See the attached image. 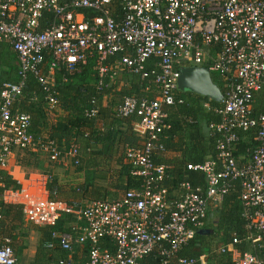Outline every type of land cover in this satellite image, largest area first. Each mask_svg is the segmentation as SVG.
I'll list each match as a JSON object with an SVG mask.
<instances>
[{"label": "built area", "instance_id": "built-area-1", "mask_svg": "<svg viewBox=\"0 0 264 264\" xmlns=\"http://www.w3.org/2000/svg\"><path fill=\"white\" fill-rule=\"evenodd\" d=\"M3 41L17 54L20 80L6 81L0 89L1 169L9 168L18 150L81 164L77 142L66 149L36 137L31 114L16 107L30 75L46 90L50 107L59 101L56 74L78 73L90 60L99 90L128 74L139 76L145 92L155 97L124 94L114 107L118 118H137L133 131L139 144L128 145L125 154L131 174L141 179L139 187L119 198L70 206L0 183V224L3 204H13L21 206L28 222L51 227L46 246L59 245L66 253L57 264H139L153 253L163 257L162 264H192L179 252L239 186L248 231L220 252L232 253L235 264H264V110H256L264 96V0H0ZM191 65L222 78L224 100L213 107L220 120L209 125L216 156L187 165L203 173L204 187L185 178L171 190L170 165L158 159L169 154L161 142L172 128L170 109L186 102L179 93L180 69ZM99 111L95 106L87 116L95 118ZM244 141L249 144L239 150ZM66 212L83 224L69 232L56 230ZM244 242L249 250H240ZM83 244L90 245L89 255L78 263L74 254ZM0 264H17L12 238L3 233ZM201 264H207L206 255Z\"/></svg>", "mask_w": 264, "mask_h": 264}, {"label": "trees", "instance_id": "trees-1", "mask_svg": "<svg viewBox=\"0 0 264 264\" xmlns=\"http://www.w3.org/2000/svg\"><path fill=\"white\" fill-rule=\"evenodd\" d=\"M94 64V60H90L80 72L73 75L67 74L66 77L64 72L56 74L55 88L59 101L55 107H50L47 103V92L34 75L29 76L24 93L16 104L17 108L31 114V132L36 137L55 140L66 149L70 148L72 143L79 144L82 141L85 146L92 148L91 152L96 157L102 155L107 160L110 157V147L117 145L116 164L109 168V174L103 169L102 172L99 169L87 171L86 181L77 185H63L59 177L52 173L53 170L50 167L52 163L42 165L37 156L34 158L35 163L27 164L31 170L40 168L46 172L47 181L43 192L50 199L66 202L70 206H75L84 200L119 198L128 189L139 187L141 184V179L131 174V166L125 154L128 145L139 144V139L133 131V124L137 118L115 119L114 107L124 94L150 98H154L155 94L145 92L146 83L139 76L128 74L125 75L127 78L122 85L118 81H113L110 87L99 90ZM212 75L215 82L224 90L221 76L217 73ZM19 80L17 54L9 42H0V89L6 81L18 82ZM179 93L185 97L186 102L170 109L171 115L168 121L172 123V128L166 131L168 137L161 143L170 152H181L182 157L174 158L169 155L164 161L158 159L170 165L171 178L167 184L171 190L177 188L179 182L185 178L194 185L203 187L206 185L203 173L188 170L187 165L201 163L216 156V136L209 125L220 120V116L213 111V107L220 106L221 103L192 91H179ZM206 103H209L211 108L206 107ZM95 106L100 108L99 115L90 118L87 116V111ZM256 110H264L263 95H260L257 100ZM101 117L102 120H100ZM86 132H89V136L85 135ZM248 144L244 141L239 150H244ZM20 151L31 150H19L17 156ZM89 161L85 163L82 158L81 164L76 166L77 169L81 170L85 165H89ZM0 183L10 189H20L23 186V183L16 179L8 168H0ZM240 196L239 186L230 190L222 204L209 212L204 228L212 229V232L202 234L198 230L195 238L179 252V255L189 258L192 264H201V258L204 255H206L207 264H235L232 253H221L220 247L228 244L235 236L244 237L247 234V221L242 214L243 206ZM3 211L4 219L0 224V233L11 237L15 227L13 222H22L23 212L21 206L13 204H3ZM212 214L216 216L214 226L209 223ZM73 220H76V217L72 213H63L55 229L63 232L72 231L73 228L71 229L67 223ZM46 229L47 233L40 240L37 253L30 264H57V261L66 255L59 245L53 249L46 246L52 228ZM238 246L240 250L251 248L250 244L245 242ZM24 247L15 248L18 260ZM89 250V244L79 245L74 254L76 260L84 262L88 258ZM162 261L163 257L159 253H153L143 258L139 264H162Z\"/></svg>", "mask_w": 264, "mask_h": 264}, {"label": "crops", "instance_id": "crops-1", "mask_svg": "<svg viewBox=\"0 0 264 264\" xmlns=\"http://www.w3.org/2000/svg\"><path fill=\"white\" fill-rule=\"evenodd\" d=\"M115 117V119H119L118 117ZM103 119V118H102ZM80 145V144H79ZM92 148H88L87 146L84 145V143L82 145H80V151H81V161L82 158L84 159V162L86 163L88 160L89 161V165H85L81 170H78L77 167L73 164L72 160H63L62 161H57V162H51L52 164L50 165V167L53 170V174L57 175L59 177V181L66 186H70V185H77L78 183H82L86 181V172L89 171H93V170H97L99 169L100 172H102V169L104 171H106V173L109 172V168L114 167L116 162H115V158H116V153H117V145H113L110 147L109 149V159L107 160V158L103 157L102 155L96 157L95 154H93V152H91ZM19 151V150H18ZM15 152V154L12 157L11 163L13 165H16V163H14V161L16 160V156H17V152ZM34 151V150H31ZM39 151V150H37ZM43 152V151H41ZM43 154V153H42ZM45 154V153H44ZM169 155H171L174 158H181L182 157V153L179 151H169V154L160 158L164 161V159L166 157H168ZM45 156L42 155V157H40L41 159H39V163L40 164H48L50 163L49 159H45ZM31 159V158H30ZM29 159V160H30ZM36 160L35 159H31L30 161H28V163H35ZM27 163V164H28ZM18 166H12L10 164L9 166V171L10 173L18 180H20L23 183L22 187H27L30 191L34 192V193H42L45 194L43 192V187L45 182L47 181V176H46V172L44 171V169H40V171H36V170H31L29 169V167L27 168L28 172L27 173L24 169L23 170H15ZM109 174V173H108ZM107 183H105L106 185ZM1 190V188H0ZM46 195V194H45ZM48 196V195H47ZM84 201H89V200H84ZM74 214V213H72ZM74 217H76V220H73L70 223H67V225L70 226V228L74 229L75 227L83 224V221L79 220L78 217L74 214ZM13 225H15L14 227V232H13V236H11L12 238V243H13V247L14 249L17 247H22L25 246L23 248V252L21 254V256H19V260L17 259V264H30V262L33 260V258L35 257L36 253H37V249H38V245L40 243V240L42 239V237L47 233V227L46 226H42V225H35L32 224L30 222H28L24 215H23V220L22 222H13ZM21 226H24V230L21 231H16V229L21 228ZM25 226H29L30 229H27V231L25 230L26 227ZM29 233L30 232V239L28 238L29 236H25L22 235L23 233ZM21 233V235H20ZM78 263L83 262L82 260H77Z\"/></svg>", "mask_w": 264, "mask_h": 264}, {"label": "water", "instance_id": "water-1", "mask_svg": "<svg viewBox=\"0 0 264 264\" xmlns=\"http://www.w3.org/2000/svg\"><path fill=\"white\" fill-rule=\"evenodd\" d=\"M178 87L181 91H192L221 103L224 100V92L213 79L209 68L203 66H184L180 69ZM212 229L202 228L200 233H211Z\"/></svg>", "mask_w": 264, "mask_h": 264}, {"label": "rangeland", "instance_id": "rangeland-1", "mask_svg": "<svg viewBox=\"0 0 264 264\" xmlns=\"http://www.w3.org/2000/svg\"><path fill=\"white\" fill-rule=\"evenodd\" d=\"M212 74H216L215 72H212ZM127 78V76H125V75H122V76H120V77H118L117 79H115V80H113L114 82L115 81H118L119 82V84L120 85H122L123 84V81L125 80ZM113 81H111L110 83H109V86L108 87H110L111 85H112V83H114ZM120 99V98H119ZM100 120H102V117L100 118ZM82 141L81 142H79V144L80 145H82ZM43 153V154H42ZM45 153V154H44ZM42 155L43 156H45L44 158L45 159H49V161L50 162H54V161H51V159H50V155H49V153L48 152H41V151H37V150H34V151H20L19 153H18V156H16V160L14 161V163H16V165H13L12 163H10L12 166H18L15 170H23L24 171V169H25V171L28 173V167H27V163H28V161H30L31 159H34V158H36V156H37V158H39V159H41L40 157H42ZM31 158V159H30ZM30 159V160H29ZM36 171H40V168H36L35 169ZM111 199V198H110ZM215 209V208H214ZM213 209V210H214ZM74 215V214H73ZM215 222H216V216H214L213 214L211 215V217H210V219H209V223L212 225V226H214V224H215ZM11 225V224H10ZM26 227V231H27V229H30V227L29 226H25ZM15 230V229H14ZM24 230V226H21V228H18V229H16V231H23ZM20 235H21V233H20ZM22 235H25V236H29L28 238L30 239V232L28 233H23Z\"/></svg>", "mask_w": 264, "mask_h": 264}]
</instances>
